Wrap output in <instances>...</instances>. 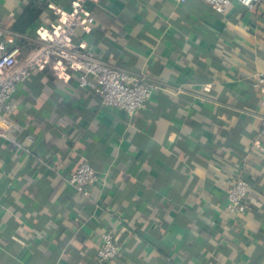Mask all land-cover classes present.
Masks as SVG:
<instances>
[{"label": "crops", "instance_id": "crops-1", "mask_svg": "<svg viewBox=\"0 0 264 264\" xmlns=\"http://www.w3.org/2000/svg\"><path fill=\"white\" fill-rule=\"evenodd\" d=\"M0 0V51L30 52L76 0ZM73 41L157 86L132 114L104 106L62 58L19 85L0 114V264H264V0H87ZM98 173L90 195L68 181ZM243 176L248 207H226ZM118 255L102 263L101 234Z\"/></svg>", "mask_w": 264, "mask_h": 264}, {"label": "built area", "instance_id": "built-area-1", "mask_svg": "<svg viewBox=\"0 0 264 264\" xmlns=\"http://www.w3.org/2000/svg\"><path fill=\"white\" fill-rule=\"evenodd\" d=\"M87 0H76L74 8L66 12L61 22L45 33L35 43L33 49L21 56V49L15 46L0 51V114L14 110V98L19 85L24 82L31 71L43 67L54 58L64 59L68 65L80 74V87L90 86L98 92L104 106L123 109L129 114L146 106L156 84L139 77L127 69L114 66L98 58L89 49H83L73 41L79 27L94 22L91 14H84L83 8ZM216 10L223 12L229 0H204ZM248 8L261 0H238ZM254 83L264 86V71L255 75ZM264 107V99L262 101ZM264 134V113L261 117ZM3 138L5 132L0 133ZM98 173L88 161L81 162L68 181L84 196L90 195L92 185L98 181ZM250 182L238 176L231 182L227 190L226 207L235 214L244 213L249 197ZM120 247L113 230L101 234V244L97 251L102 263L114 259Z\"/></svg>", "mask_w": 264, "mask_h": 264}, {"label": "trees", "instance_id": "trees-1", "mask_svg": "<svg viewBox=\"0 0 264 264\" xmlns=\"http://www.w3.org/2000/svg\"><path fill=\"white\" fill-rule=\"evenodd\" d=\"M46 7L47 5L44 0H32L26 5L22 14L15 21L13 29L24 33L33 23L41 20V15ZM248 206L247 201L246 209L249 208Z\"/></svg>", "mask_w": 264, "mask_h": 264}]
</instances>
